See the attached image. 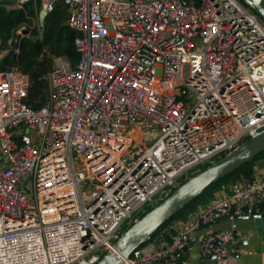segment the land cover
<instances>
[{
  "label": "built area",
  "instance_id": "1",
  "mask_svg": "<svg viewBox=\"0 0 264 264\" xmlns=\"http://www.w3.org/2000/svg\"><path fill=\"white\" fill-rule=\"evenodd\" d=\"M39 1V35L62 2L80 56L56 58L38 108L29 75L0 70V264H96L182 176L264 131V24L241 0ZM255 204L264 175L240 174L123 264H179ZM236 227L202 253L221 264Z\"/></svg>",
  "mask_w": 264,
  "mask_h": 264
},
{
  "label": "trees",
  "instance_id": "2",
  "mask_svg": "<svg viewBox=\"0 0 264 264\" xmlns=\"http://www.w3.org/2000/svg\"><path fill=\"white\" fill-rule=\"evenodd\" d=\"M195 1L198 4L201 0ZM5 4L7 3L0 2V47L1 49L7 50V52L0 58V70L17 67L19 70L27 73L31 80L27 102L32 107L38 108L48 96L49 82L47 75L52 69L56 58L61 56L67 57L73 65L78 61L80 56L76 46L78 32L68 25V11L62 2H58L54 10L46 17L45 29L42 36L39 35L36 25L31 27L40 10L39 0H29L22 6ZM20 28L28 30V33L17 41L19 35L17 32ZM226 155L223 154L215 158L213 162L204 164L202 170L217 163ZM262 158H264V152L242 165L233 173L213 182L199 196L163 224L152 235L149 241L172 222L186 219L198 205L212 200L217 191L227 187L240 174H244L248 178H253L254 166ZM197 173L199 172L194 170L189 177L180 178L178 186ZM153 207L154 205L147 207L140 214V217L145 215ZM131 224L127 225L126 229Z\"/></svg>",
  "mask_w": 264,
  "mask_h": 264
},
{
  "label": "water",
  "instance_id": "3",
  "mask_svg": "<svg viewBox=\"0 0 264 264\" xmlns=\"http://www.w3.org/2000/svg\"><path fill=\"white\" fill-rule=\"evenodd\" d=\"M244 1L264 18V0ZM27 33L28 30H24L22 34H19L17 41ZM18 141L27 143L29 139L22 135L18 137ZM262 152H264V131L243 142L220 161L179 185L172 193L123 231L115 242L114 249L107 251L96 264H123L136 248L149 241L163 224L199 196L213 182L233 173ZM211 257L214 258L215 255H211Z\"/></svg>",
  "mask_w": 264,
  "mask_h": 264
},
{
  "label": "crops",
  "instance_id": "4",
  "mask_svg": "<svg viewBox=\"0 0 264 264\" xmlns=\"http://www.w3.org/2000/svg\"><path fill=\"white\" fill-rule=\"evenodd\" d=\"M5 5H15L16 0H0ZM264 175V158L256 162L253 170L254 177ZM223 189L217 191L222 194ZM183 220V219H181ZM180 220H176L157 233L151 240L156 245H162L169 240L170 234L177 227ZM235 222L239 234L230 244L231 253L224 258L221 264H264V212L261 204L250 207L243 216H228L217 220L197 230L193 237V248L184 251L179 264H218L215 258L205 256L200 247V237L206 233L231 228Z\"/></svg>",
  "mask_w": 264,
  "mask_h": 264
},
{
  "label": "rangeland",
  "instance_id": "5",
  "mask_svg": "<svg viewBox=\"0 0 264 264\" xmlns=\"http://www.w3.org/2000/svg\"><path fill=\"white\" fill-rule=\"evenodd\" d=\"M245 5H247L250 9H251V7L244 1V0H241ZM15 5H17V2L15 3ZM260 18H261V21L263 22V24H264V18H262L261 16H260ZM36 25V20H34L33 21V25L31 26V27H34ZM24 28H20L19 30H18V34H22L23 32H24ZM7 52V50H4V49H1V47H0V58L1 57H3L4 55H5V53ZM22 127V132L23 133H26V134H30V128L29 127H27V126H25V125H22L21 126ZM15 131V130H14ZM250 138H248V139H246L245 141H247V140H249ZM245 141H243V142H245ZM242 144V143H241ZM232 152V151H231ZM231 152H229L228 154H230ZM224 154H226V153H224ZM220 157V156H219ZM217 158V157H216ZM204 164H202V165H200L198 168H196V169H194V170H197L198 172H200V171H202V166H203ZM194 170H192V171H190V172H188L187 174H185V176H182V177H189V175H191V173L194 171ZM181 177V178H182ZM29 181V179H27V180H25L24 182L26 183V182H28ZM178 183H179V181H178ZM156 204H154V206H155ZM149 206H153V205H149ZM148 206V207H149ZM127 225H129V222H127V224H125L124 226H123V231H125L126 230V226ZM125 228V229H124Z\"/></svg>",
  "mask_w": 264,
  "mask_h": 264
}]
</instances>
